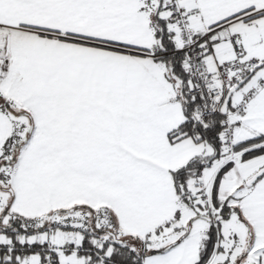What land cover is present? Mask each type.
Here are the masks:
<instances>
[{"label": "snow or ice", "instance_id": "obj_1", "mask_svg": "<svg viewBox=\"0 0 264 264\" xmlns=\"http://www.w3.org/2000/svg\"><path fill=\"white\" fill-rule=\"evenodd\" d=\"M0 264H264V0H0Z\"/></svg>", "mask_w": 264, "mask_h": 264}]
</instances>
